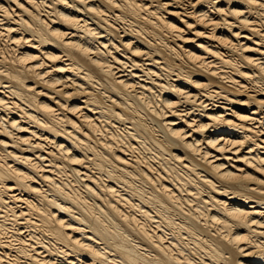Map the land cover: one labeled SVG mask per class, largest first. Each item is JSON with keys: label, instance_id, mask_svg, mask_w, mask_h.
<instances>
[{"label": "bare ground", "instance_id": "6f19581e", "mask_svg": "<svg viewBox=\"0 0 264 264\" xmlns=\"http://www.w3.org/2000/svg\"><path fill=\"white\" fill-rule=\"evenodd\" d=\"M0 264H264V0H0Z\"/></svg>", "mask_w": 264, "mask_h": 264}]
</instances>
